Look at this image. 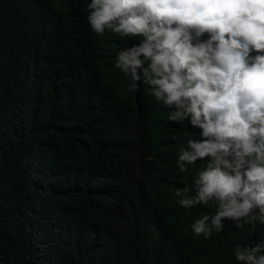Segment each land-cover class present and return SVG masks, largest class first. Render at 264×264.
Here are the masks:
<instances>
[{
  "label": "trees",
  "instance_id": "trees-1",
  "mask_svg": "<svg viewBox=\"0 0 264 264\" xmlns=\"http://www.w3.org/2000/svg\"><path fill=\"white\" fill-rule=\"evenodd\" d=\"M90 2L0 0V264H227L264 223L193 236L204 208L145 194L137 169L157 131L117 103L126 82L100 61L120 43L91 28ZM116 129L132 142L113 145Z\"/></svg>",
  "mask_w": 264,
  "mask_h": 264
},
{
  "label": "clouds",
  "instance_id": "clouds-1",
  "mask_svg": "<svg viewBox=\"0 0 264 264\" xmlns=\"http://www.w3.org/2000/svg\"><path fill=\"white\" fill-rule=\"evenodd\" d=\"M89 8L95 33L120 43L100 61L108 83L126 82L117 103L143 109L157 131L143 147L145 172L137 169L145 194L204 208L193 236L225 222L264 223V0H91ZM130 131L116 129L113 145L124 135L132 142ZM226 261L264 264V234L235 242Z\"/></svg>",
  "mask_w": 264,
  "mask_h": 264
}]
</instances>
